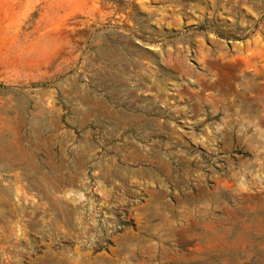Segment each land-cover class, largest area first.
<instances>
[{"label": "rangeland", "instance_id": "rangeland-1", "mask_svg": "<svg viewBox=\"0 0 264 264\" xmlns=\"http://www.w3.org/2000/svg\"><path fill=\"white\" fill-rule=\"evenodd\" d=\"M0 264H264V0H0Z\"/></svg>", "mask_w": 264, "mask_h": 264}, {"label": "trees", "instance_id": "trees-1", "mask_svg": "<svg viewBox=\"0 0 264 264\" xmlns=\"http://www.w3.org/2000/svg\"><path fill=\"white\" fill-rule=\"evenodd\" d=\"M196 29H197V30L204 31V30H209V27H208L207 25H200V26H198ZM238 31H240V30H237V32L234 33V34H229V33H228V36H226V37H227V38H234V39H243V38H245V35H243V34H241V35L238 34ZM216 33H217L219 36H221V37H224V35H226L225 33L221 32V31H219V30H216ZM42 165H44L43 162H42ZM61 215H63V217H65V219H67V220H71L72 223L75 222V218H74L73 216H71V213H70V212H65V213H62V212H61ZM121 225H122L123 227L133 226V222H132V221H128V222L121 221ZM108 242H109V240L107 239V240H106V243L108 244ZM107 244H104L102 247H106Z\"/></svg>", "mask_w": 264, "mask_h": 264}]
</instances>
